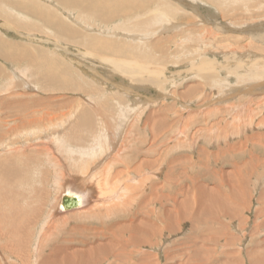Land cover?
<instances>
[{
	"label": "bare ground",
	"instance_id": "obj_1",
	"mask_svg": "<svg viewBox=\"0 0 264 264\" xmlns=\"http://www.w3.org/2000/svg\"><path fill=\"white\" fill-rule=\"evenodd\" d=\"M195 1L193 0L192 2L194 3H190L183 0H0V18L5 20L0 23V198L7 196L6 187L9 190L8 196H12V199L17 197L16 200L21 203L20 198L22 197L23 199L21 198V200H25L27 205L25 204L26 208L19 209L20 211L17 210V214L34 215L37 218L40 217L41 220L44 217V222L39 220L38 234L41 235L48 228L46 236L49 237L53 234L57 238L53 244L51 242L44 243L42 246L44 248L43 253L52 247L51 253L44 257L41 254H35L37 262H33V264H163L162 258L165 260V264H175L176 262L179 264H236V261L240 260L237 256H229L227 250L232 245H235L236 241L235 235H232L231 231L234 228L242 229L245 226L246 219L241 215V209L251 211L252 207H249V198L251 193L255 195L254 190L250 188L252 178H255L260 168L263 169L264 173V133L245 136V141L239 143L226 144V148H220V151L212 154V157L209 156L210 153H207V161L203 160L202 169H204V172L197 176H190V172L188 173L185 170L186 167L184 168L183 164L179 163V169L173 165L174 161L171 160V157H173L172 153L174 150L173 147H170L169 142V139L171 141L172 138L170 137L171 125H167L168 121L165 120V117L152 121L153 119L151 118H153L154 114L152 112L153 114L148 117L145 123L146 129L150 130L149 136L131 138L128 143L119 145L120 140L116 137L121 128H124L121 122L128 120V116H131L133 109L138 107L127 109V107L124 108L116 103L117 114L121 113L123 117L118 116L120 114L110 117L111 112L106 113L110 109L109 99H107L108 94L106 95L104 91H99L98 87V89L92 86V88H89V86L87 88L85 85L88 82L81 84L80 82L82 81L78 82L75 80L84 79V75H80L77 71L80 76H75L74 72L70 70L69 62L66 63L67 59L73 63L72 66L75 64L78 68H81L84 64L75 63L69 55L65 57L67 54L66 48H63L58 43L57 48H54L66 50V54L61 53L59 55L55 49L56 51L51 55L47 52L45 43L41 41L40 46L33 43L32 40L36 38L31 37L32 30L31 34H29L30 36L27 37L33 44L27 41L18 42L16 40V42L9 37L10 33L23 36L21 33L25 29L29 30L35 27L29 25V22H34L38 26L40 25L44 29L55 33L59 38L63 37L65 41L67 39L70 43L77 42L79 46L90 48V50L88 49L85 52L91 58L100 59L105 63H108V61L109 63L114 62L120 68L125 67L128 70L134 69L135 72L138 70L142 72L151 69L152 66L161 65V60L156 55H158L157 53H162L163 56H167V48L164 42L156 39L150 45L151 53H148V50L145 53L135 54V52H139L138 48H131L130 43L126 42L127 40L123 41L119 37L123 36L127 39H132L136 43L137 41L140 43L143 37L129 36L126 33L121 35L116 32L119 30L121 32L122 30L133 32L135 35L137 32L135 33L134 31L136 30L143 31L142 34H144V31L145 33L147 30L150 31L152 26L158 25L160 22L179 18L180 20H186L188 25L200 27L204 34L201 40L205 43L210 39L219 38V34L223 33L224 36L228 32H237V35H239L227 37V42H232H228L227 46L229 48L236 46L233 43H241L244 39L260 43V46L256 43H253V46L260 53L262 59L260 61L257 59L259 62L252 63L250 68L252 71L256 67L255 71L258 70L259 73L257 74L255 71L250 74L246 73L251 77L264 76V0H201L217 9V15L214 13L207 16L201 13V8ZM157 11H160L161 16H154ZM210 13L212 14V12ZM219 18L222 23L218 22ZM209 19H212V21ZM215 19L218 23L214 22ZM227 21L229 26H227L228 23H224ZM92 23L95 24L94 26L97 24V28L107 27L103 31L97 32V34L91 29V35L81 31L82 27L86 32H89V28L94 27H91ZM154 23L155 25H153ZM174 23L173 28L177 30L178 23ZM170 26L172 27L173 25L170 24ZM114 27L117 28L116 31H113ZM235 27L241 28L238 31H234L233 28ZM180 30L182 31V29ZM50 31H47V35L52 34ZM155 32H151L150 40L157 34ZM163 32L159 31V34L162 35ZM179 35L177 32L175 38H178ZM181 35L184 37V34ZM51 37L54 36L52 35ZM245 44L247 46L241 45L238 50L242 48L246 50L252 45L250 43ZM140 46L142 47V45ZM186 46L185 50L189 48V46L188 48ZM198 46L194 47L196 51ZM222 46L224 47V45ZM160 58L162 59V57ZM1 63L19 65L25 68L24 72H31L32 78L36 77L35 83L38 86L35 83L34 85L40 88L38 94L41 92L46 94L48 97L43 95L47 101H44V96L43 99L38 97V94H36L38 96H29L31 95V88L29 90L27 87H22L14 90L16 85L14 83L15 77L11 71L10 73L5 72ZM102 64L104 65V63ZM238 65V70H236L238 72L234 74L239 75V78L245 77V75H240L241 73H239V70L244 65ZM193 66L194 68L191 71L198 70L201 72L204 70L202 65L193 64ZM20 67H18L19 70ZM210 67L207 72H214L215 66L212 65ZM158 70L159 68H157V71L154 70V73L152 72L153 70L147 72L151 73V75H160L161 71ZM85 74H87V71H85ZM44 81L48 83L47 85L44 83L45 86L42 85ZM130 88L126 89L127 91L125 92L127 94L133 91ZM250 89H252L251 86L247 87L246 91L249 93ZM191 91L188 90V93L183 95L185 100L189 98ZM235 92H238V90ZM76 95L86 96L88 101L84 99V102L79 103L76 99H72ZM91 96H99L100 101L95 102V105L92 104L93 106H91ZM96 97L94 101L97 100ZM173 98L175 99V96ZM64 100H70V102L63 103L62 101ZM182 106L187 109L188 105L182 104ZM89 107L91 108L89 109ZM219 114L224 116L222 113ZM95 118L100 120L98 124L94 123L96 121ZM116 120L120 124L114 123L117 122ZM258 120L257 129L264 131V118L259 116ZM71 121L73 124L70 123ZM233 121L236 123L238 119H233ZM68 123L71 125L70 129L64 132L65 129L63 127L65 124L68 125ZM221 123L222 119L215 122L213 126L210 125L211 132L208 133V136L218 132V129L223 133L224 131L220 126ZM230 123L233 124V122ZM227 126L230 128L229 125ZM241 126L242 124L238 123V125H234V129L238 131ZM247 126L253 127L252 123L250 125L245 124L244 127ZM130 129L132 128L128 129L129 135L134 130ZM4 130L7 131L5 132ZM203 131L206 134L208 132L202 129L198 133ZM122 133L124 134L123 130L119 134V138ZM181 133L186 135L184 130ZM227 133L228 131L225 132V134ZM241 133L240 135L243 137ZM15 137H21L22 141L15 139ZM221 137L217 136L219 142L222 140ZM212 139L211 137L210 140ZM225 139L228 140L227 135ZM173 140L175 141V139ZM132 142L134 147L129 149ZM160 143L166 146L165 149ZM117 146H120L119 149ZM173 146L175 147V145ZM189 146V148L193 147V150H195L192 143ZM161 147L163 150L160 152ZM184 147L186 146L184 145ZM55 148L56 152L62 151L70 155L68 159L69 165H64L66 168L60 165V160L53 157L56 153L54 152ZM199 148L200 146L198 145L196 149L198 150ZM199 150L201 154L208 152L207 148L204 147ZM257 150L259 154L254 153ZM163 151L165 154H163ZM57 155H60V152ZM106 156H108V159L104 161ZM60 158H63L62 154ZM100 158L104 166L102 171H99L101 164H99L100 161L98 159ZM63 160L65 159L63 158ZM134 161L139 164L131 169L130 167ZM210 161L217 166L222 161L223 163L222 166H219L220 168L218 167V170H214L210 168L212 167L209 165ZM191 164L193 163L191 162ZM225 164L231 165L233 171L227 173L223 169ZM252 165L255 166L254 171L257 166L260 167L254 172ZM49 166L51 167L49 168ZM55 166L58 169H54L56 172H53L52 169ZM194 169L195 166L191 170ZM50 177L53 191L49 192L48 188L46 190V185L51 184L46 183L48 181L50 183ZM258 181L264 183V174L260 176ZM131 183L136 186L131 185ZM63 192L64 194L62 195ZM256 197L257 195L253 196V201H255ZM16 200L12 204L15 205L16 209L21 208L18 207V204H15ZM257 202L261 206L259 205L260 209H256V216L258 219H264V191L258 193ZM35 203L40 205L37 206L38 209L31 207V204ZM0 206L2 207V205ZM83 207L85 209L77 211L83 212L80 215H75V212L69 216L60 214V212L65 213ZM126 207L132 208L128 211L125 210ZM11 208L8 211L11 212ZM16 209L12 208L14 211ZM131 211L132 213L130 214ZM10 212H8V216L12 219L11 214L13 212L11 214ZM18 215V220H20ZM13 218L15 220H13L12 226L8 225L10 223L8 221V224H6L11 229H7L4 222L0 220V244L2 246L0 249L2 252L8 253V258L12 260L11 264H13L15 259L13 256H16L17 253L22 264H27L24 253L28 254L29 259L27 260H29V264H32L30 262L34 261V256L32 258V253L30 252L34 254L37 251L36 247L33 248L32 245H29L31 230H25V228L35 230L36 227L34 226L36 225L34 224L39 221L36 222L35 219L30 217L26 221L27 225H24L21 222L23 219L16 221V217L13 216ZM48 219L50 220L49 225ZM227 221L230 222L233 228L231 231L229 226L225 225ZM236 221L239 222L238 225ZM187 225H189L188 235L180 243L183 247L178 248L176 253H174L175 248L170 247L171 245L163 248L164 257L153 255V253L148 252L149 250L146 252L145 248L158 251L159 248L165 246L160 247L161 243L170 241L175 233L180 235ZM255 226L256 231L260 230L264 227V222L262 224L257 223ZM36 236L34 238L40 241L39 237L37 238ZM31 237L33 238V236ZM32 242L34 244V241ZM43 242L44 236L42 244ZM222 242L224 243L221 246ZM206 244H209L210 247H203ZM27 250L32 251H28V253L26 252ZM39 251L41 253L42 249ZM254 252H248L250 264H264V258H259L263 256V252L259 251L260 254L257 253V256L254 255ZM43 253L42 255H44ZM258 255L260 256L258 257ZM236 257L237 260L235 261ZM224 261L226 262L224 263Z\"/></svg>",
	"mask_w": 264,
	"mask_h": 264
},
{
	"label": "rangeland",
	"instance_id": "obj_2",
	"mask_svg": "<svg viewBox=\"0 0 264 264\" xmlns=\"http://www.w3.org/2000/svg\"><path fill=\"white\" fill-rule=\"evenodd\" d=\"M183 1H185V2L189 1L190 3H194V2H192L193 0H183ZM38 2H40V1H38ZM195 2L201 8L200 11H201V13L203 15L207 16V15H213L214 13L216 15L218 14V13H216L217 9L215 7L213 8V6H211L209 3L201 1V0H196ZM40 3H42V2H40ZM44 3H46V1H44ZM159 12L160 11H157V13L154 16H156V17L161 16V14ZM210 12H212V14ZM23 20H25V19H23ZM209 20L212 21V19H209ZM3 21H5L4 18H0V23H2ZM25 21H27V20H25ZM258 21H261V20H258ZM174 22H176V24L178 23L177 24L178 27L176 28L177 30H175L173 28L174 25H175ZM214 22L215 23L221 22V19L219 18L218 22L215 19ZM155 23L153 25H155ZM187 23L188 22L186 20H180L178 18V19H172L171 21L160 22V23H158V25L156 24L155 26H152L150 31L147 30L148 32L146 31V33L144 31V34H142L143 31H136V30L134 31L135 33L137 32L135 35H134L133 32L122 31V30H121V32H120V30L116 32V33H120L121 35H122V33H123V35H125V33H126L129 36H141V37H143L142 39L145 40V41L143 42V40L141 39L140 43H139V41H137V43L133 42L132 39H127V38H125L123 36L119 37L123 41L127 40L126 42L130 43L131 48H133V47H134V49L138 48L137 50L139 52H135V54H138L140 52L141 53H145V52H148V50H149L148 53H151L150 45L156 39H158V40L160 39L162 42H164V45L167 48V54H166L167 56H163L162 53H157L158 55H156L161 60V65L160 64L159 65L162 68L160 66H158V65H155V66H152L151 69H147V71L153 70L152 72L154 73L155 71H157V68H159V70L161 71L160 75H151V73H149L147 71H142L141 72L140 70L137 71L138 72V74H137V72H135L134 69L128 70L125 67L120 68L118 66V64H115L114 62L113 63L112 62L109 63V61H108V63H109L108 64V63H105L104 61H102L100 59H96V58L94 59V57L91 58V56L86 54V52H85L88 49L90 50V48L87 49L86 47L84 48L82 46H79L78 45L79 43L77 44V42L70 43L67 39L65 41L63 37H60L61 38L60 39L59 36L55 35V33L51 32L50 30L44 29L40 25L38 26L34 22H32V23L29 22V25L35 26L34 28L29 29L30 31L26 30V29L24 31L22 30L23 32L21 31L22 32L21 35H23L24 37L20 36L19 34L15 35L14 33H10L9 37L12 38V40H14V41H16V40H18V42H20V41L21 42L22 41L26 42L27 41L28 43H31V44L35 43L37 46H40V42L42 41V43H45V45H46L47 52H49L51 55H53L52 53H54L56 50H57L56 52L59 55H61V53H63L65 55L66 52H67L65 57H68V55H69V57L71 56L70 58L73 59L75 61V63H77V62L83 63L84 65H82L81 68H78V67H76L75 64H74V66H72L73 63L69 59H67V62H66V63L69 62V66H71L70 70H72V72H74L75 76L79 77L80 75H82V76L84 75L83 76L84 79H82V80L79 79V78H78L79 80H77V79H75V76H74V79L76 81H78V82L82 81V82H80L81 84H85V82L86 83L88 82L85 85L87 88H88V86H89V88H92V87L93 88H97L98 87L99 89L98 88L97 89L99 91L101 90V92L104 91L106 95L108 94L107 99H109V107H110V109H108L109 108L108 107L107 108L108 112H106V113H110L111 112L110 117H115L118 114H120L118 116H122L123 115L121 113L117 114L118 110L116 109L117 106H115L116 103H118L119 105L123 106L124 108L127 107V109L128 108H134L135 106L138 107L137 109H133V112L131 113V116L130 115H129L130 117L128 116V120H126L125 122H121V125L124 128L123 129L121 128V131H120V127L121 126L119 127V131L120 132L117 134V137H116V138H118L120 140L119 141V145L128 143L131 140V138H135V137L143 138V137H147V135L149 136L150 130L148 128L146 129L145 123L147 122L148 117L150 115H152L153 113H154L153 116H152L153 118H151V119H153L152 121L160 120L159 118H161V117L164 118L165 117V120L168 121L167 125H171L170 126V131H171L170 133H171L172 136L170 135V137H172V138H171V141L169 139V142H170V147H173V150H174L173 153H172L174 159H173V157H171V160L174 161L173 165L177 166L176 168L179 169L178 165L183 164L184 168L186 167L185 170H187L188 173L190 172L189 173L190 176H197L200 173L204 172V169H202V168H203V165H204V161H207V155H208L207 153H210L209 156L212 157V154L218 153L220 151V148H226V144H230V143H234V142L235 143H239V142L245 141V138H244L245 136L247 137V136H252L254 134L264 133V131L260 130L259 128L257 129V127H256V124L259 121L258 120L259 116L261 118H264V101H263L264 100V76L259 74L260 75L259 77H251L249 75L251 72H253V71H255L257 69L255 67V70L252 69V71H251L250 70V68L252 67L251 64L255 63V62H259L260 59H262V57L260 56V53L256 49H254L253 43H256V42H253V41L250 42L249 39H247V41H246V39H244L242 42L240 41L241 43H237V42L233 43L237 47L236 46H234V47L231 46V48H229V46H227L228 42H230V43H232V42L231 41L227 42V40H228L227 37H230V36L234 37V36H239V35H237V32H234V33H229L228 32V34H224V36H223V33L219 34L220 37L215 39L216 41L213 40V39H210L207 42L208 45H206L207 43H205L203 40H201V39H203L204 34L200 30V27H198V26L196 27L195 25H188ZM224 23H228L227 26H229V22L228 21L224 22ZM170 24L173 25V26L171 27ZM94 25L95 24L92 23L91 27L94 26ZM97 26L98 25L96 24V26H94L92 28H89V32H86L81 27V29H82L81 31L82 32L84 31L86 34L88 33L89 35H91V29L93 30V32L95 34H97V32L103 31L107 27V26H105V27L102 26V27H98L97 28ZM167 27H168L169 30L167 29ZM240 28L241 27H235L233 29H234V31H236V30L238 31V29H240ZM37 29H39V30H37ZM180 29H182V31ZM242 29H244V28H242ZM31 30H32V32H31ZM46 30L50 31L52 34L51 35L50 34L47 35L48 33H47ZM116 30H117V28L114 27L113 31H116ZM152 30L156 31L155 33H157V34L150 40L151 32H153ZM178 30H180V31H178ZM25 31H28V32L25 33ZM159 31L160 32L164 31V32L161 35V34H159ZM176 31L178 32V34H180L178 38H175V35L177 33ZM192 31L194 32V34H192L193 33ZM30 32L33 35V36L31 35V37H33L34 39L36 38L35 40H32L33 43H32L31 40L29 41V38L27 37V36H30L29 35V34H31ZM34 32H35V34H33ZM45 32H46V34H45ZM182 32H185V33H182ZM25 34H27V35H25ZM145 34H147V35H145ZM167 34H169L168 36L170 37L169 38L170 40L168 39ZM181 34H184V37ZM52 35L54 37H51ZM45 38H46V40H45ZM47 40H49V42H47ZM229 40H231V39H229ZM168 41H170V42H168ZM172 42H173V44H172ZM58 43L63 48H66L67 51L66 50H62V49H56ZM245 43H247V44L250 43L252 45H250V48H248L246 50L243 49V48H242L243 50L242 49L238 50L239 47H241V45L242 46L243 45L247 46ZM75 44H77L78 46L75 45ZM256 44L259 45V46L261 45L260 43H256ZM140 45H142L143 48ZM210 45H212V46H210ZM222 45H224V47ZM135 46H137V47H135ZM185 46H186V48H188V46H189L190 49L188 48L187 49L188 51L185 50ZM196 46H198L197 47V49H198L197 51L198 52L196 51V48L194 49V47H196ZM202 46H203V48H202ZM54 47H56V48H54ZM179 47H180V49H179ZM248 50H249V52H248ZM191 51H192V53H190ZM199 52H200V54H199ZM226 52H227V54H225ZM234 52H236V53H234ZM84 54H85V56H84ZM176 56H178V57H176ZM101 57H103V56H101ZM160 57H162V59ZM163 57H166V58H163ZM163 59H165V60H163ZM257 59H259V61ZM99 60H100V62H99ZM167 60H169V61H167ZM70 62H71V64H70ZM177 62L180 63V64H178ZM102 63H104V65ZM193 64L197 65V66L198 65H200V66L202 65L204 70L201 71V72L198 71V70L191 71L194 68ZM238 64H243L244 65V67L239 70V73H241L240 75H245V77H242L244 79L239 78V75L234 74V73L238 72V71H236V70H238V67H237V66H239ZM1 65H2L3 69H5V72L7 71V72L10 73V71H11L13 76L16 78V79L14 78L15 82L14 81L13 82L16 84L15 87H17V88L15 89V87H14V90H18L19 88L21 89L22 87H27V88H29V90L31 88V90L33 91V92L30 91L31 93L28 92V93L31 94V95H29L31 97L32 96H38V95H39L38 97H40L41 99H43L45 96L48 97L46 94L43 93L45 95L44 96L41 91H40L41 93L38 94L40 88L35 86V85L38 86V84L35 83L36 77L33 76L35 78H32V76H31L32 74H30L31 72H27L26 73V72H24L25 68L20 67L19 65H15V64L5 65V64L1 63ZM212 65L215 66L214 72L211 73V72L208 71L209 72L208 73L207 70H208V68H211L210 66H212ZM223 65H225V66H223ZM8 66H10V67H8ZM18 67H20V70L18 69ZM164 67H165V70L163 71ZM90 69L91 70L93 69V71L91 72ZM97 69H99V70H97ZM124 69H126V70H124ZM248 70H250V71H248ZM77 71L79 72L80 75L78 74ZM85 71H87L88 76H87V74H85ZM139 72H140V74H139ZM246 72L249 73V74H247ZM255 73L258 74L259 73L258 70L255 71ZM14 74L15 75L17 74V75L15 76ZM213 76H215V77H213ZM211 77H213V79H211ZM249 77H251V78H249ZM34 83H35V85H34ZM44 83H45V85L48 84L47 81L46 82L44 81L42 83V85H44ZM151 83H153V84H151ZM20 84H22L23 86L21 85V87H20ZM24 84H26L27 86L24 85ZM121 86H123V87H121ZM124 86H126V87H124ZM137 86L138 87L140 86V87L138 88ZM227 86H229V87H227ZM249 86L252 87V89H250L252 92L250 91L248 93L246 90H247V87H249ZM129 87H131L132 89L130 88V90H133V91H130V93L127 94V92H125V91H127L126 89H129ZM188 90H192V91L190 92L189 98H187L185 100L183 95H186L188 93L187 92ZM236 90H238V92H235ZM36 94H38V95H36ZM174 96H175V99L173 98ZM46 97L44 98V101H47ZM95 97L96 96H93L92 99H91L93 101V102L91 101V106L95 105V102L100 101L99 100V96H97L98 97V98L96 97L97 100L94 101ZM205 98H206V100H204ZM72 99H76V101L77 102L79 101V103L84 102L85 100L88 101V97H86V96L84 97V96H81V95H76ZM100 99H101V97H100ZM80 100H82V101H80ZM260 100H262V101H260ZM62 102L63 103L64 102L65 103H69L70 100H68V101L64 100ZM248 103H249V105H248ZM182 104L188 105L187 109H185L182 106ZM160 107H161V109H160ZM90 108L91 107H89V109ZM188 108H190V109H188ZM158 112L161 113V114H159ZM219 113H222V115H224V116H221V114H219ZM155 114H156V116H155ZM221 119H222V123H221L220 126H221V129L224 132L222 133V131L218 129V132H216L215 134L212 133V136H210V134L208 136V133L211 132L210 131L211 126H213L215 122H218ZM226 119H227L228 122L226 121ZM233 119L234 120L238 119V121H236V123H235L233 121ZM95 120H94L95 124H98L99 121H100L98 118H95ZM114 121H112V122H114ZM116 121L117 122H114V123L120 124V123H118L119 122L118 120H116ZM230 122H233V124L230 123ZM70 123L73 124L72 121ZM238 123L242 124V126L239 128L238 131H236L237 129H234V125H238ZM250 123H252L253 127H251V126L244 127L245 124L246 125H250ZM95 124H94V126H96ZM132 124H133V126H132ZM226 124L229 125L230 128ZM231 124H232V126H231ZM70 126L71 125H69V123H68V125L65 124L64 127H63L65 129L64 132L66 130H69ZM134 126H135L136 129L134 128ZM208 127H209V129H208ZM127 128L128 129L132 128L130 130L134 129L133 133L129 135L128 134L129 130ZM202 129L207 130L208 131L207 134L204 131L202 133H200V132L198 133V131L202 130ZM7 130H4V131L6 132ZM122 130L124 132V134L122 133V136L125 139L122 136L120 137L121 139L119 138V134L122 132ZM145 130L147 131V133H146ZM182 130H184L186 135L181 133ZM189 130H191V131H189ZM61 131L63 132V130H61ZM226 131H228L227 134H225ZM241 131H242V133H241ZM172 132H173V134H172ZM240 133L243 134V137L240 135ZM218 135L222 136L221 137L222 138L221 142H219L218 139H217ZM226 135L228 136V140L225 139ZM211 137L213 138L212 139L213 141L210 140ZM15 139H18L19 141H22L21 137L20 138L15 137ZM112 139H113V137H112ZM118 139H117V141H118ZM172 139H175V141L174 140L172 141ZM178 139H180L181 141L178 140ZM161 140H162V138H161ZM173 142H174V144H173ZM190 143L193 144L195 150H193V147L189 148L190 147L189 146ZM161 145L165 149L166 146L164 144H161ZM173 145H175V147ZM184 145L186 147H184ZM198 145L200 146L199 149H201V147H204V148H207L208 152H204V153L201 154L200 150L196 149V147H198ZM119 147H118V149H119ZM131 147L132 148L134 147L133 142L130 144L129 149ZM163 148L160 150V152L163 150ZM54 152H56V148H55ZM59 152H60V155L62 154V156H63V158L65 160H63V158H60V155H57ZM59 152H56L57 154L55 153V156H53V157H55L56 159L60 160V165H62V166L67 165L68 166L69 165L68 159H69L70 155L65 154L62 151H59ZM254 153L259 154L258 150H257V152L255 151ZM163 154H165L164 151H163ZM201 156H206V157H201ZM66 157H67V159H66ZM102 158L104 159V157H102ZM180 158H182V160H180ZM106 159H108V156H106L104 161H106ZM98 160L100 161L99 164L102 165L103 164V162L101 163L102 159L100 158ZM211 160H212V158H211ZM175 162H176V164H175ZM191 162L193 164H191ZM210 162H209V165L212 166L210 168H212L214 170H218L220 168L219 166H222V163H223V161H222L221 164L219 166H217L214 162H212V161H210ZM195 163H196V165H195ZM138 164L139 163L134 161L130 168L133 169ZM101 165H100L99 171H102L104 169V166L102 165L103 166L102 167ZM193 165L195 166V169L191 170V169L194 168ZM225 165H223V167H225L223 169L227 173L229 171L230 172L233 171V168L231 167V165H229V164L228 165L225 164ZM50 167L51 166H49V168ZM64 167L66 168V166H64ZM251 167H252V169L254 171L255 166L252 165ZM259 167L260 166H257V168H259ZM56 168L58 169V167L55 166L52 169V171L56 172V170H57ZM188 168H189V170H188ZM257 168H256V170L254 172L257 171ZM54 169H56V170L54 171ZM196 173H198V174H196ZM194 174H196V175H194ZM263 174H264L263 173V169L260 168L258 170L257 175L255 174L256 175L255 178H252L253 180L251 181V187L250 188H252V190H254V193H255V195H257V197H258V193H261V191H264V190H262L264 188V183L262 181L261 182L258 181L260 179V176H262ZM49 180H50V183L48 181L46 184H51V177L49 178ZM131 185L136 186L135 184H132V183H131ZM259 185H260V187H259ZM212 186H213V184H212ZM47 188H48L49 192L53 191L52 184L48 185V186L46 185V190H47ZM6 191H8V192H6L7 196L5 195L6 197H1L0 198V202H2V203H0V205H2V207L0 206V220H2L4 222L5 226H6V224H8V222H10L8 224L9 226L13 225L12 224L13 220H15V218H13V216L16 217V221H20L21 219H23L21 222L24 225H27L26 221H28V218L30 219V217L32 219H35L36 222L39 221V220L43 221V222L45 221L44 217H42L43 220H41L40 217L37 218L34 215L30 216V215L23 214V213H21L22 215L20 213L18 215L16 211L19 210V209H22V208H26L27 202L25 200H21L22 197L20 198L21 203L16 200L17 197L12 199V196L11 197L8 196L9 190H8L7 187H6ZM64 192L62 193V195L64 194ZM255 195L253 193L250 194L249 207L250 206L252 207L251 211H246L244 209H241L242 210L241 215L243 216L244 219H246L244 228H242V229L234 228L233 229L232 226L230 225V222H228L230 220L225 222V225L229 226L230 231L233 229L231 231V234L235 235V240H236L235 241V245H232L230 247V249L227 250V254H229V256L233 255V256H237V257L240 258V260H237V257L235 258V261L237 260L236 264H250V261L248 259V256H249L248 252L249 251H251V252L255 251L254 252L255 254L254 253L253 254L256 255V256H257V253L260 254V252L261 253L263 252L262 255L264 256V250H263L264 249V227L262 229H260V230H257V231L255 230V227H256L255 225L257 223L262 224L264 222V219L263 218H259L258 219L257 216H256V211H257L256 209H260L261 205L258 204L257 197L255 198V201H253V196H255ZM5 199H6V201H5ZM10 199H12V200H10ZM14 199L17 201V202H15V204L16 205L18 204V207H21V208H17L16 209L15 205H13L14 204L13 201H15ZM60 199H61V197H60ZM18 200H19V198H18ZM10 201H12V202H10ZM8 203H9V205H8ZM9 206H10V208L12 207L13 209L15 208L16 210L14 211L11 208V212L8 211V210H10ZM37 206H40V205L37 204V203L31 204L32 208L38 209ZM1 208H2V211H1ZM131 208L130 207L129 208L126 207L125 210L130 211ZM58 209H59V206H58ZM83 209H85V207H83L81 209L69 211L70 214H69V212H65V213L60 212V214L64 215V216H69V215H72L75 212L74 213L75 215H80L83 212L80 213V212H77V211L83 210ZM5 210H7V211H5ZM8 212H10V214L12 212H13V214H17L18 216H20V220H18L17 215H13V214H11L12 215L11 216L12 219H11L8 216ZM14 212H16V213H14ZM131 213H132V211L130 212V214ZM3 216H4V218H3ZM6 216H7V218H6ZM26 216H27V219H26ZM1 218H3L4 220L1 219ZM40 221L37 222V224H34V225H36V226H34V227H36L35 228L36 231L34 229L25 228V230H31L32 232L30 231V233L34 234V235L30 234V239H29L30 241L31 240L34 241V244H33L32 241L31 242L29 241V243H30L29 245H32L33 248L36 247L35 249L38 252V253L34 252V254H33V252H30L32 250H27L26 251V252L29 251L30 253H32V255H31L32 258L34 256V259H33L34 261L30 262L32 264H33V262L34 263L37 262V258L35 256V254L36 255H38V254L40 255L41 254V256L44 257V256H47V255H49L51 253L50 251H51L52 247L46 251L48 254L46 252L43 253L44 248H42V246L44 245V243L51 242L53 244V243L56 242V239H57V238H55V236L53 234H52V236H49V237L46 236L47 232H48V228H47V230H45L46 232L45 231L42 232L41 235L38 234L37 230H38V224L40 223ZM81 221H84V220H81ZM5 222H7V223H5ZM236 222H237V225H238L239 222L238 221H236ZM49 223H50V220L48 219V225H49ZM84 223H88V222H84ZM188 224L191 225L190 223H188ZM8 225L6 226L7 229H11V228H9ZM189 225H187V227L184 230L181 231L182 233L180 235L178 233H175L173 235V238H171L170 241L161 243V241L159 240V242L161 243L160 247H162L164 245L165 246L162 247V248H159L158 251L156 249L152 250V249H149V248H145L146 252L149 250L148 252L153 253V255H158V256L161 255V257H164L163 256V254H164V249L163 248H166L168 245H171L170 247H174L175 248L174 253H176V250L178 248H182L183 247L180 243H182V240L186 238V235H188ZM64 230H65V228H64ZM36 234H37V236H36ZM42 235L44 236L43 244H42V241H43V236ZM31 236H33V238ZM34 236H36L37 238L39 237L40 241L36 240V238H34ZM223 243L224 242H222L220 245L222 246ZM206 246L210 247L209 244L208 245L206 244L203 247H206ZM1 247L2 246L0 244V248ZM39 248L42 249L41 253H39L40 252L39 250H41ZM6 253L7 252L4 253L0 249V261H1V264H9V263L11 264L12 260L8 258V256H7L8 253L7 254ZM42 253L44 255H42ZM234 253H235V255H234ZM10 254H12V252H10ZM24 255H26L25 256L26 262H27V264H29V260H27V259H29L28 254L24 253ZM16 256H13L15 258L13 260V264H22V261L19 260L18 253H17ZM259 256L260 255H258V257ZM263 256L259 257V258L263 259L264 258ZM162 260H163L162 263L165 264L166 263L165 260L163 258H162ZM4 261L7 262V263H5ZM225 262L226 261H224V263ZM263 262H264V260H263ZM175 264H179V263L176 262Z\"/></svg>",
	"mask_w": 264,
	"mask_h": 264
}]
</instances>
